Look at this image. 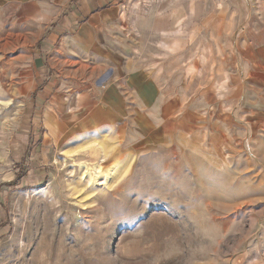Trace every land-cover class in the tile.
<instances>
[{
  "label": "rangeland",
  "instance_id": "1",
  "mask_svg": "<svg viewBox=\"0 0 264 264\" xmlns=\"http://www.w3.org/2000/svg\"><path fill=\"white\" fill-rule=\"evenodd\" d=\"M82 1L0 0V264H264V0Z\"/></svg>",
  "mask_w": 264,
  "mask_h": 264
},
{
  "label": "crops",
  "instance_id": "2",
  "mask_svg": "<svg viewBox=\"0 0 264 264\" xmlns=\"http://www.w3.org/2000/svg\"><path fill=\"white\" fill-rule=\"evenodd\" d=\"M100 3V0H83L80 4L81 6H78V9L81 12L86 13L89 11L91 12L90 14H93L91 10L92 7L98 6L97 8H99ZM77 17L78 16H76V18ZM145 68V70H142V68H131L130 66L127 73L128 79L121 82H112L113 84L109 85L108 89L111 90L114 95L115 92L118 94L121 92L124 97L123 99H126L125 95H128V100L131 99L138 102L134 107H141L143 110L151 106L154 109L157 108L158 102L163 99L162 93L161 90L157 88L155 81L148 75L149 73L147 70H149V68Z\"/></svg>",
  "mask_w": 264,
  "mask_h": 264
},
{
  "label": "bare ground",
  "instance_id": "3",
  "mask_svg": "<svg viewBox=\"0 0 264 264\" xmlns=\"http://www.w3.org/2000/svg\"><path fill=\"white\" fill-rule=\"evenodd\" d=\"M85 168H87V172H86V174L90 177V179H93L95 175H96V176L99 175V174H96V173H95V175L92 174V170H93L92 167L85 166ZM99 173H100V172H99ZM94 179H95V178H94Z\"/></svg>",
  "mask_w": 264,
  "mask_h": 264
}]
</instances>
